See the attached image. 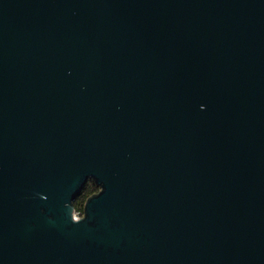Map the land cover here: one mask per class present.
Segmentation results:
<instances>
[{"label":"water","instance_id":"water-1","mask_svg":"<svg viewBox=\"0 0 264 264\" xmlns=\"http://www.w3.org/2000/svg\"><path fill=\"white\" fill-rule=\"evenodd\" d=\"M0 264H264V0H0Z\"/></svg>","mask_w":264,"mask_h":264},{"label":"trees","instance_id":"trees-1","mask_svg":"<svg viewBox=\"0 0 264 264\" xmlns=\"http://www.w3.org/2000/svg\"><path fill=\"white\" fill-rule=\"evenodd\" d=\"M98 188L95 186L94 183L89 182L87 185L83 188V191L81 195L78 197V199L75 201V211H78L79 213H83V205L86 200V198L96 192Z\"/></svg>","mask_w":264,"mask_h":264},{"label":"built area","instance_id":"built-area-1","mask_svg":"<svg viewBox=\"0 0 264 264\" xmlns=\"http://www.w3.org/2000/svg\"><path fill=\"white\" fill-rule=\"evenodd\" d=\"M74 215H75L76 217H79L81 214H80L78 211H75Z\"/></svg>","mask_w":264,"mask_h":264},{"label":"flooded vegetation","instance_id":"flooded-vegetation-1","mask_svg":"<svg viewBox=\"0 0 264 264\" xmlns=\"http://www.w3.org/2000/svg\"><path fill=\"white\" fill-rule=\"evenodd\" d=\"M97 191H98V190H97ZM97 191H96V192H97ZM94 193H95V192H94ZM80 214L82 215L83 213H80ZM81 215H80V216H81Z\"/></svg>","mask_w":264,"mask_h":264}]
</instances>
